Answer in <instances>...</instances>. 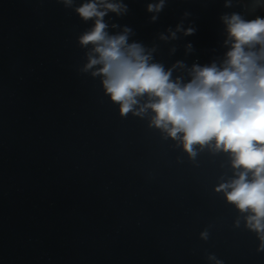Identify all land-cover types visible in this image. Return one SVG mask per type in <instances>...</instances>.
<instances>
[{"label":"water","instance_id":"water-1","mask_svg":"<svg viewBox=\"0 0 264 264\" xmlns=\"http://www.w3.org/2000/svg\"><path fill=\"white\" fill-rule=\"evenodd\" d=\"M124 2L128 14L106 22L157 44L166 68L222 57L219 17L245 10L168 0L150 23L151 0ZM185 11L195 34L159 41ZM91 26L58 0H0V264H211L208 254L264 264L256 234L243 220L234 227L238 210L214 191L232 174L227 156L205 150L190 160L147 117H121L100 79L78 71L86 63L78 37Z\"/></svg>","mask_w":264,"mask_h":264},{"label":"clouds","instance_id":"clouds-1","mask_svg":"<svg viewBox=\"0 0 264 264\" xmlns=\"http://www.w3.org/2000/svg\"><path fill=\"white\" fill-rule=\"evenodd\" d=\"M58 2L85 23L92 21L78 37L80 47L86 49V63L78 71L100 79L121 117L129 113L147 117L149 128L159 130L164 140L171 139L192 161L205 150L227 156L232 174L221 175L214 191L238 210L234 227L243 220L257 236V251L264 252V15L246 19L235 11L221 14L226 49L222 57L190 66L177 60L166 68L154 58L157 44L131 40L135 35L131 27L106 22L109 14H128L124 0H82L78 6L76 0ZM167 2L147 3L150 23L159 19ZM256 2L264 12V0ZM242 3L224 0V7ZM190 15L185 11L175 28L158 33L157 39L169 43L180 35H194V26H184ZM176 51L175 46L169 50ZM193 51L191 43L185 45L186 54ZM209 235L207 228L199 234L204 241ZM207 259L224 264L214 254Z\"/></svg>","mask_w":264,"mask_h":264},{"label":"trees","instance_id":"trees-1","mask_svg":"<svg viewBox=\"0 0 264 264\" xmlns=\"http://www.w3.org/2000/svg\"><path fill=\"white\" fill-rule=\"evenodd\" d=\"M245 10L243 15L246 19H252L256 15H264V12L259 8L256 0H244Z\"/></svg>","mask_w":264,"mask_h":264}]
</instances>
